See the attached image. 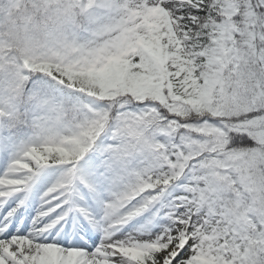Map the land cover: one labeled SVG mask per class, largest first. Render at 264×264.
I'll return each mask as SVG.
<instances>
[{"label":"snow or ice","instance_id":"1","mask_svg":"<svg viewBox=\"0 0 264 264\" xmlns=\"http://www.w3.org/2000/svg\"><path fill=\"white\" fill-rule=\"evenodd\" d=\"M0 264H264V0H0Z\"/></svg>","mask_w":264,"mask_h":264}]
</instances>
